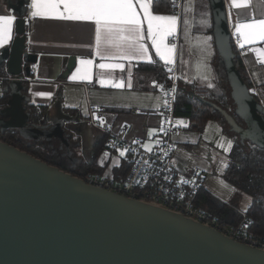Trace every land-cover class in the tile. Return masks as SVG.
<instances>
[{
    "label": "water",
    "instance_id": "water-1",
    "mask_svg": "<svg viewBox=\"0 0 264 264\" xmlns=\"http://www.w3.org/2000/svg\"><path fill=\"white\" fill-rule=\"evenodd\" d=\"M26 1L13 0L16 37L0 51L7 98L0 107V129L30 142L68 144L69 118L36 121L27 108L26 79L37 56L26 46ZM210 1L235 111L209 103L242 143L264 149V105L235 65L224 0ZM75 62L71 57L64 78ZM69 158L73 166L80 162L71 152ZM71 172L0 141V264H264L260 248L182 214L90 185Z\"/></svg>",
    "mask_w": 264,
    "mask_h": 264
},
{
    "label": "crops",
    "instance_id": "crops-1",
    "mask_svg": "<svg viewBox=\"0 0 264 264\" xmlns=\"http://www.w3.org/2000/svg\"><path fill=\"white\" fill-rule=\"evenodd\" d=\"M12 2L13 0H0V15L16 17L12 39L0 47V51L10 46L16 37V21L19 15L12 7ZM169 2L171 4V1ZM30 3L31 0L26 1L23 15L26 20V46L28 51L36 54L37 60L29 64L30 67L36 64V69L31 68V75L26 79L29 103L37 108L34 113L36 121L45 122L62 117L69 118L66 123L76 138H78L76 130L79 128L81 146L77 151L82 160L75 166L70 162L68 169H80L84 160H91L93 147L103 138L102 133L92 126L90 118L102 117L104 125L117 132L122 131V127L127 125L129 126L126 132L128 137L141 136L143 146L147 145L148 148H152L160 131L159 111L162 92L158 76L142 66L151 63L165 64V62L155 55V49L147 37L146 25L143 43L148 46L153 62L149 63L135 57L121 59L119 54L127 49L115 47L102 48L101 51L106 57L102 59L96 54L95 25L92 22L31 18ZM230 4L231 0H224L225 13L232 35V46L237 49L233 41V38L237 36L235 24L237 21L244 22L253 14L257 17L264 16V0H253V7L250 9L231 8ZM201 7L206 13L203 15L206 28L208 26L204 35L208 33L211 35L214 32L215 16L210 0H184L181 15L174 13L172 6L167 11H158L153 3L154 13L176 15L179 18L177 27V33L180 34L179 46L185 41L184 29L190 28L193 36L201 23V20L197 19ZM188 14H190L189 17ZM185 18L188 20L187 25ZM170 38L167 39L169 43ZM253 48L264 49V42L255 45L245 44L244 51L240 50L239 53L245 70V78H248L247 81L251 84V92L264 105V63H261V57L251 50ZM177 49L179 48H176L174 59L178 55ZM71 57L76 58L75 66L68 77L64 78L63 75ZM216 58L223 63L222 58L215 53L211 59H207L206 70L198 68L190 73L181 66L180 85L190 90L200 87L214 89L219 81ZM81 59H91L94 62L91 82L69 79L80 66L79 60ZM101 63H121L124 69H100L97 65ZM101 79L116 82L122 80L125 87L113 88L110 85H101ZM129 82L132 85L131 88L127 87ZM4 84L0 76V107L5 106L7 100ZM40 108L45 109L42 111ZM179 121H183V124L175 136L177 150L173 157L174 165L183 172L195 170L203 174L205 176V188L201 198L203 205L217 214L220 209H223L225 212L223 217L229 223H234L237 217H242L240 212H248L254 201L250 194L239 189L227 178L228 171L234 162L232 154L236 143L235 138L226 131L223 123L216 119L208 120L201 130L192 128L188 118H179ZM229 141L232 146L225 151ZM221 144H224V147H220ZM116 157L114 156L115 160H117ZM98 160L97 165L101 168L100 172L105 174V169ZM117 161L119 164H114L113 172L108 176L114 175L116 179L121 180L126 177L128 168L120 173L124 160L119 158ZM225 164L227 167L224 166Z\"/></svg>",
    "mask_w": 264,
    "mask_h": 264
},
{
    "label": "built area",
    "instance_id": "built-area-1",
    "mask_svg": "<svg viewBox=\"0 0 264 264\" xmlns=\"http://www.w3.org/2000/svg\"><path fill=\"white\" fill-rule=\"evenodd\" d=\"M159 0H154L157 2ZM172 11L181 15L184 0H170ZM238 36L233 38L237 45V51H244L237 42ZM180 42V34L170 38V43L176 48ZM32 70L36 64L31 65ZM165 70L170 72L171 80L161 82L162 99L160 104V131L155 138V144L151 149L143 146L141 136L128 137L126 132L129 126L122 127L117 132L100 123L96 118H90L94 128L103 136H107V149L104 155L123 150L127 154L124 162L128 172L124 179H116L97 172H87L82 176L72 169V174L80 177L86 183L120 193L132 199L146 202L172 212L182 214L196 222L212 227L226 236L243 244L264 250V236L253 230L254 220L248 216V212H240L242 217L238 223H229L217 213L205 208L202 201L205 176L198 171L183 172L173 163V157L177 150L176 134L181 129V124L176 115V104L180 83L178 80V62L174 59L172 64H164ZM167 101V104L165 103ZM163 129V131H161ZM5 138V133L0 129V141Z\"/></svg>",
    "mask_w": 264,
    "mask_h": 264
},
{
    "label": "snow or ice",
    "instance_id": "snow-or-ice-1",
    "mask_svg": "<svg viewBox=\"0 0 264 264\" xmlns=\"http://www.w3.org/2000/svg\"><path fill=\"white\" fill-rule=\"evenodd\" d=\"M154 0H31L29 5L31 18H44L65 21H87L95 25L96 54L102 59L106 58L102 48L110 47L126 48L127 51L119 54L121 59L133 57L147 62H153L145 40V25L147 37L151 40L155 55L165 62L174 63L176 45L167 42L169 37H175L178 27L176 15H162L154 13ZM231 8L250 9L253 0H231ZM231 15V13H230ZM16 17L14 15H0V47H3L13 36V26ZM235 32L238 36V44L241 48L245 44L255 45L264 42V16L251 15L244 22L237 21ZM210 39V38H209ZM264 63V49L253 48ZM93 60H79V67L69 77L71 80H92ZM100 69H124L121 63L97 65ZM171 71V69H169ZM101 85H110L113 88H124L121 81L100 80ZM131 83L127 87L131 88ZM211 86V85H210ZM162 87V86H161ZM167 104V101H165ZM101 124L102 117H97ZM183 124V121H178ZM186 126V125H185ZM163 131V129H161ZM151 135V132L149 133ZM231 148V142H227ZM148 148L147 145H145ZM220 147H224L221 144ZM151 151L150 148H148ZM124 151L120 152L124 156ZM227 167V164L224 165ZM227 187V185H225Z\"/></svg>",
    "mask_w": 264,
    "mask_h": 264
},
{
    "label": "trees",
    "instance_id": "trees-1",
    "mask_svg": "<svg viewBox=\"0 0 264 264\" xmlns=\"http://www.w3.org/2000/svg\"><path fill=\"white\" fill-rule=\"evenodd\" d=\"M170 0H159L155 3V9L158 11H167L170 9L171 4ZM233 52L235 54V65L237 69L242 73L244 80L248 87H251L248 78H245V70L240 58V53L234 47ZM225 76L226 71L222 63ZM148 71H152L158 76V79L161 82H168L171 80L170 72L165 70L164 64L160 63H151L142 66ZM223 75V73H222ZM224 76V75H223ZM222 80L224 77H221ZM219 78L218 84L221 86V90L225 88L228 89L229 96L227 95L228 100L231 99L232 105L234 106L233 100L231 98L230 86L227 83V86L224 87L223 82L227 81V76L222 81ZM217 84V85H218ZM218 96L215 95L212 88L200 87L195 90L185 89L180 85L178 92V101L176 104V115L179 118H188L192 128L196 130H201L205 123L208 120L216 119L223 123L227 132H229L236 140L234 149H233V160L231 168L228 171L227 178L232 183H234L239 189L250 194L254 201L248 210V216L254 220L253 230L259 235L264 236V149L259 148L250 142L242 143L240 138L236 133L231 130L230 124L226 121L224 116L209 102L216 103L222 108L229 110L223 105L221 100H218ZM235 107V106H234ZM27 108L33 114L36 112L37 108L30 103H27ZM42 111L45 108H40ZM112 111H114L112 109ZM78 131V132H77ZM75 133V132H74ZM78 133V139L81 140L79 128L76 130ZM4 140L23 151H26L33 156L42 159L43 161L49 163L50 165L59 166L62 169L68 170L66 166H63L56 162L48 149L44 148L42 145H39L37 142H30L22 139L16 132L8 131L5 133ZM251 145L254 146L255 150L251 153H246L245 146ZM107 149V136H103L93 147L92 159L89 161H83L80 169H73L78 175L82 176L87 172H97L101 173V168L97 165V160L102 153ZM255 155L256 157H254ZM219 216L224 218L225 212L223 209H220L218 212ZM226 219V218H225ZM240 217L234 221V223L240 222ZM227 221V220H226Z\"/></svg>",
    "mask_w": 264,
    "mask_h": 264
},
{
    "label": "rangeland",
    "instance_id": "rangeland-1",
    "mask_svg": "<svg viewBox=\"0 0 264 264\" xmlns=\"http://www.w3.org/2000/svg\"><path fill=\"white\" fill-rule=\"evenodd\" d=\"M183 9H184V6H183ZM204 14L206 15L204 9L201 7L197 14V19L201 20V23L196 28L197 30L194 31V35L193 36L191 35L192 31H190V28H185L183 32V34L185 35V41L182 42L181 46H179L180 42L178 44L177 48H179V50L177 49L178 55L176 57L177 62H178V80H179V71H180L181 66L184 67L190 73L196 71L198 68L201 70H204V69L206 70L207 59H211L212 56L215 55V53H218L219 55L220 49H223V45L216 43V33L212 32L211 35L209 33L204 35V33H206L208 30V26L206 28L205 20L203 19ZM187 16L189 17L190 14H188ZM186 18H185V23L187 25L188 20ZM215 62L216 64H218V70H219L217 78L218 80L219 78L222 80L221 77H224V78L226 77L222 63L219 58H216ZM222 73L224 76L222 75ZM224 78L222 81H224ZM220 84L216 85V87L213 89L214 93L216 96L220 97L218 98V100H221L223 102V105L229 110V112L234 113L235 107L232 105L231 99L228 100L227 98V95L229 96L228 89L225 88V91L224 89L221 90ZM223 85L224 87L227 86L226 80L223 82ZM245 147H246L245 148L246 153H251L255 150L254 146H251V145H246ZM121 151L123 150H119L117 153L112 154L111 157H107L103 155L104 153H102V155L98 158L99 164H101V166L104 167L105 169L104 173L106 175H111V173L113 172L114 164L116 163L119 164V162L117 161L119 158L124 160V162L126 161L127 154L124 151L125 153L124 156H121L120 155ZM114 156H117L116 157L117 160H115ZM253 156L256 157L255 155ZM124 162L120 168V171H119L120 173L125 172L127 169V165L124 164ZM112 177H114V175Z\"/></svg>",
    "mask_w": 264,
    "mask_h": 264
},
{
    "label": "flooded vegetation",
    "instance_id": "flooded-vegetation-1",
    "mask_svg": "<svg viewBox=\"0 0 264 264\" xmlns=\"http://www.w3.org/2000/svg\"><path fill=\"white\" fill-rule=\"evenodd\" d=\"M66 128L65 138L69 139V143H65L60 139H53L47 141L46 139L40 140L37 143L42 145L44 148L48 149L52 158L59 164L70 167V158L69 153H72L73 158H79L82 160V157L78 154V148L81 146V140L76 138L69 128ZM69 170V169H68ZM73 170V169H72Z\"/></svg>",
    "mask_w": 264,
    "mask_h": 264
}]
</instances>
